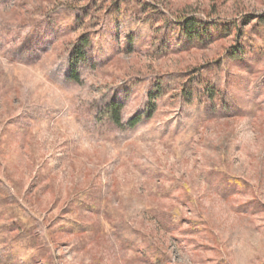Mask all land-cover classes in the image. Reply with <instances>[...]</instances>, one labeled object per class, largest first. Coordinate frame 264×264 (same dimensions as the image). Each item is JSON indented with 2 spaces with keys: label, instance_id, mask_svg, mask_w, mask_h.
Instances as JSON below:
<instances>
[{
  "label": "rangeland",
  "instance_id": "rangeland-1",
  "mask_svg": "<svg viewBox=\"0 0 264 264\" xmlns=\"http://www.w3.org/2000/svg\"><path fill=\"white\" fill-rule=\"evenodd\" d=\"M0 264H264V0H0Z\"/></svg>",
  "mask_w": 264,
  "mask_h": 264
},
{
  "label": "trees",
  "instance_id": "trees-1",
  "mask_svg": "<svg viewBox=\"0 0 264 264\" xmlns=\"http://www.w3.org/2000/svg\"><path fill=\"white\" fill-rule=\"evenodd\" d=\"M185 27H184V29L185 30H190V28H192V22H189V21H186L185 22ZM117 105H115V104H112L111 106H109L108 107V113H109V115H110V117L113 119V120H115V122L116 121H118V119L116 118L117 116Z\"/></svg>",
  "mask_w": 264,
  "mask_h": 264
}]
</instances>
